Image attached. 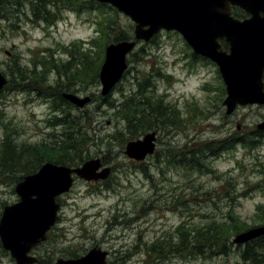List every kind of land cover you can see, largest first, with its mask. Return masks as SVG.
Here are the masks:
<instances>
[{
	"label": "rangeland",
	"instance_id": "374dc122",
	"mask_svg": "<svg viewBox=\"0 0 264 264\" xmlns=\"http://www.w3.org/2000/svg\"><path fill=\"white\" fill-rule=\"evenodd\" d=\"M72 2L48 0L51 22L46 24L35 18L36 0H5L0 18V71L10 80L0 92V149L4 141L14 142L22 150V165L38 168L36 172L49 155L39 151L45 161L38 167L30 152L79 134L74 141L88 149V160L100 158L112 170L99 182L78 179L59 197L58 223L32 251L37 264L79 258L96 247L109 253V264H248L240 258L241 245H234L229 256H197L175 246L181 226L205 231L232 209L250 229L264 225L256 217L264 207V131L260 136L257 129L264 121V105L239 106L228 115L219 67L194 60L179 33L161 31L153 41L138 43L128 58L129 70L107 97L115 106L152 99V108L145 107L151 118L144 121L151 128L144 126L135 140L156 132L157 150L143 162L130 160L125 150L131 130L122 114L117 115L118 106L109 108L104 102L99 79L88 86L73 84L69 77L75 71L62 69L73 54L80 57V47L98 40L95 21L102 15L112 23V40L133 38L135 23L110 5ZM90 6L95 10L81 15L69 10ZM17 70L26 74V81ZM64 92L93 100L81 109L64 102ZM159 101L164 116L152 117ZM21 176L0 173V219L6 206L19 201L14 179ZM0 264H16L1 240Z\"/></svg>",
	"mask_w": 264,
	"mask_h": 264
},
{
	"label": "water",
	"instance_id": "95a60500",
	"mask_svg": "<svg viewBox=\"0 0 264 264\" xmlns=\"http://www.w3.org/2000/svg\"><path fill=\"white\" fill-rule=\"evenodd\" d=\"M111 3L130 16L137 24L133 41L111 44L100 71L102 95L108 96L128 70L127 57L137 41H150L161 30L181 33L194 52L219 65L228 97L224 102L228 114L238 105H264V0H99ZM231 6L251 15L241 21L232 16ZM219 39L225 40L230 52L222 51ZM0 72V90L7 84ZM64 98L84 108L90 97L80 98L65 93ZM258 128L264 130V122ZM156 133L131 141L125 154L138 162L155 152ZM101 159L87 161L82 167L72 168L53 163L45 164L37 173L26 176L17 186L20 201L4 209L0 221V237L4 248L11 252L17 264H35L32 249L47 239L56 224L60 204L57 197L69 192L76 174L87 181L107 179L110 168L99 172ZM264 236V227L238 235L237 245ZM108 253L94 248L79 259H60L56 264H107Z\"/></svg>",
	"mask_w": 264,
	"mask_h": 264
},
{
	"label": "trees",
	"instance_id": "16d2710c",
	"mask_svg": "<svg viewBox=\"0 0 264 264\" xmlns=\"http://www.w3.org/2000/svg\"><path fill=\"white\" fill-rule=\"evenodd\" d=\"M7 1V0H6ZM57 1V0H55ZM67 1L70 6L73 5L74 0H62ZM5 3V0L2 1ZM85 4V3H84ZM90 5H93V2L88 3ZM100 6V4H97ZM73 8V7H72ZM78 10L79 13L85 12V11H94V7H86V8H75ZM237 11L236 14L239 17L244 18L246 15L245 13ZM2 12V11H1ZM0 12V14H1ZM110 20L112 17H108ZM54 23V22H53ZM97 33H98V40L95 39L88 43V47H80V54L79 60L78 55L73 54L70 57L69 64L64 67L65 69H62L64 72L66 71V68H69L71 71H75V74H73V79L71 80L69 77V80L72 81L73 84H77V81L79 83H82V85L88 86L90 83L98 82L99 79V71L101 69V66L104 63L105 60V49L107 44L114 42V41H121L124 40L123 38L117 37L115 40H112L111 38V31H112V23L110 21V26L108 25L106 21V17L102 15V18L97 23ZM116 26V22L114 23V26ZM52 56V55H51ZM195 59H201L200 57L194 55ZM203 60V59H202ZM207 61V60H206ZM52 64V63H51ZM53 67V64L51 65ZM56 65H54V68ZM51 68V67H49ZM46 71L48 68H45ZM80 69V70H79ZM22 71L17 70L16 73H18V78L22 79V81H26V74H22ZM48 72V71H47ZM69 75V74H68ZM88 75V77H87ZM89 77L92 79L89 80ZM90 81V82H89ZM30 86H27L25 88H28ZM151 87V85L146 84V88ZM104 102L109 106V108H114L118 106V113L117 115L122 114V119L126 120L129 126L130 131V138L128 141L135 140V135L141 132L145 129L144 126H147L148 129L151 128V123L146 125L145 119L151 118V115H146L145 109L147 106H150L152 108V99H146L142 98L141 101H137V103H133L134 100L126 101L123 104L114 105L108 103V99L104 98ZM136 101V100H135ZM162 101L156 102L157 105V113L152 114V117L157 115V117H163L164 114L161 112L162 110ZM146 107V108H145ZM115 108V110L117 109ZM142 124L143 126H140ZM80 135H73L71 134L69 137H67V141L59 144L55 147H46V146H40L39 149L35 152H30L29 155H32V159L37 160V165L40 167L42 163L45 161L44 158H42L41 154L49 155L48 160L50 158H55L56 161H53L58 164H64V165H70V166H77L79 164H83L88 160V156L90 152L88 149L83 148L80 145V141H74ZM15 143L12 141H4L3 148L0 149V173L1 174H7L9 173L11 176L20 173L22 174L21 177L16 180V182L21 181L24 178L25 174L29 173H35L34 170L38 168H32L28 164L22 165L21 162V155L22 150H19L17 145H14ZM245 144V143H244ZM230 147V149H232ZM45 150V151H41ZM73 152L75 155L74 157L69 156L67 153ZM190 153V152H188ZM85 154V155H84ZM42 158V159H41ZM46 161V162H47ZM45 163V162H44ZM33 171V172H32ZM235 210H231L225 219L222 220H215L210 222L209 225L205 227V231H199L197 229H188L184 225L180 227V239L179 243L175 246L178 248V250L182 249L183 251L188 250L191 254L201 256L206 254L207 252H211L214 255H224L229 256L231 252V248L234 247L232 244V238L240 234L246 230H249L250 228L244 224V222L241 221L239 217H237V214H235ZM257 220L260 222H264V207L258 208V213L256 215ZM264 224V223H263ZM203 230V229H202ZM196 233L197 236L195 238H192V234ZM157 245H154L152 247V250ZM153 257V253L150 255ZM240 258L248 263V264H264V236L248 243L245 246V249L241 252ZM157 259V258H156Z\"/></svg>",
	"mask_w": 264,
	"mask_h": 264
}]
</instances>
